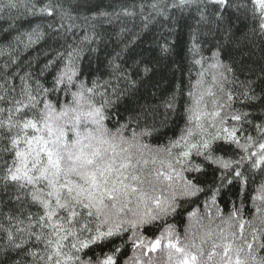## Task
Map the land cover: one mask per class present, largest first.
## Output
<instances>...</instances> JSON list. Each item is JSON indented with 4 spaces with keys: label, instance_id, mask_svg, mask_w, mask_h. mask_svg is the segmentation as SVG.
Instances as JSON below:
<instances>
[{
    "label": "snow or ice",
    "instance_id": "snow-or-ice-1",
    "mask_svg": "<svg viewBox=\"0 0 264 264\" xmlns=\"http://www.w3.org/2000/svg\"><path fill=\"white\" fill-rule=\"evenodd\" d=\"M0 264H264V0H0Z\"/></svg>",
    "mask_w": 264,
    "mask_h": 264
},
{
    "label": "trees",
    "instance_id": "trees-1",
    "mask_svg": "<svg viewBox=\"0 0 264 264\" xmlns=\"http://www.w3.org/2000/svg\"><path fill=\"white\" fill-rule=\"evenodd\" d=\"M257 44H259V41H257ZM259 56H260V52H259V50L257 49V51H256V58H258ZM169 223H176L177 228H178L181 232H183V227H184L183 225H180L178 222H174V221H172V220H169ZM204 223L207 224L208 221L205 220ZM215 223L218 224V223H219V220L215 221ZM213 226H215V224H214ZM181 238H183V237H181ZM153 255H157V256H159V255H161V254H160L159 252H157V253H155V254H153Z\"/></svg>",
    "mask_w": 264,
    "mask_h": 264
}]
</instances>
